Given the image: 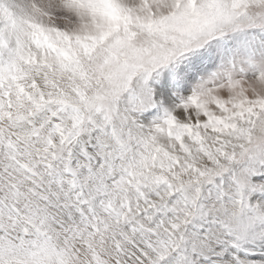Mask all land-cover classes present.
Here are the masks:
<instances>
[{"label": "snow or ice", "instance_id": "1", "mask_svg": "<svg viewBox=\"0 0 264 264\" xmlns=\"http://www.w3.org/2000/svg\"><path fill=\"white\" fill-rule=\"evenodd\" d=\"M0 264H264V0H0Z\"/></svg>", "mask_w": 264, "mask_h": 264}]
</instances>
